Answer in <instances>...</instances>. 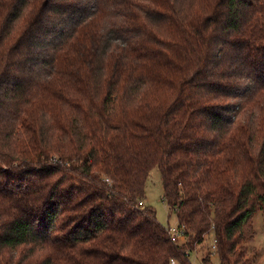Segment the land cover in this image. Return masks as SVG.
<instances>
[{"label":"trees","instance_id":"obj_1","mask_svg":"<svg viewBox=\"0 0 264 264\" xmlns=\"http://www.w3.org/2000/svg\"><path fill=\"white\" fill-rule=\"evenodd\" d=\"M256 212L264 0H0V264H246Z\"/></svg>","mask_w":264,"mask_h":264},{"label":"rangeland","instance_id":"obj_2","mask_svg":"<svg viewBox=\"0 0 264 264\" xmlns=\"http://www.w3.org/2000/svg\"><path fill=\"white\" fill-rule=\"evenodd\" d=\"M70 28H67L69 30ZM51 51H42V61L41 65L44 67L50 60ZM163 188L160 179V173L157 168H153L149 172V176L145 185V202L146 204L153 207L156 211V217L160 223L165 226L174 227L177 226V221L175 216L172 214L168 218V207L162 197ZM251 229L253 231V240L246 244L247 254L246 264H264V219L261 212L254 213L247 225V230ZM250 231V230H249ZM213 232L209 231L205 236L200 245H198L195 251L189 253V260L191 264H203L202 258L211 254V263L218 264V258L214 254L216 249L213 248L214 244ZM185 241L184 238L179 240V244ZM175 264H179L175 261Z\"/></svg>","mask_w":264,"mask_h":264},{"label":"built area","instance_id":"obj_3","mask_svg":"<svg viewBox=\"0 0 264 264\" xmlns=\"http://www.w3.org/2000/svg\"><path fill=\"white\" fill-rule=\"evenodd\" d=\"M142 202H140L141 204ZM169 232H170V238L171 241L174 243L179 244V240L184 238L183 236V230L182 228L178 227V226H174V227H170L168 226ZM213 248L215 249V244H213ZM171 264H175L174 260H171Z\"/></svg>","mask_w":264,"mask_h":264}]
</instances>
